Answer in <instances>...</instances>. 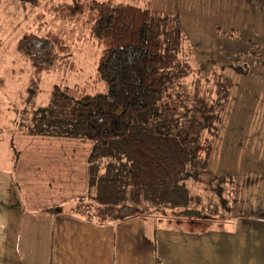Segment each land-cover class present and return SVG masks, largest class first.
Segmentation results:
<instances>
[{"label": "trees", "instance_id": "1", "mask_svg": "<svg viewBox=\"0 0 264 264\" xmlns=\"http://www.w3.org/2000/svg\"><path fill=\"white\" fill-rule=\"evenodd\" d=\"M57 8L71 21L81 17L90 24L100 48L96 79L104 90L56 84L42 104L32 82L26 95L19 93L26 105L15 122L24 135L92 141L87 201L74 214L98 225L133 217H227L236 177L216 172L212 158L232 88L226 69L244 74L245 66L219 63L205 77L196 74L193 49L172 12L111 0H74ZM40 41L31 56L35 79L56 69L60 54L69 51L57 31ZM247 177L243 192L253 188ZM187 210L200 216L184 215Z\"/></svg>", "mask_w": 264, "mask_h": 264}, {"label": "rangeland", "instance_id": "2", "mask_svg": "<svg viewBox=\"0 0 264 264\" xmlns=\"http://www.w3.org/2000/svg\"><path fill=\"white\" fill-rule=\"evenodd\" d=\"M111 1L177 14L193 49L194 71L202 77L215 64L233 62L245 66L244 74L226 69L232 78V88L215 140L216 149L224 143L222 136L230 116L226 117L227 113L234 111L243 97L253 98L257 106H263L262 95L257 92L258 85L264 84V66H259L254 57H261V53L264 57V35L258 44L259 36L264 34V21L255 15L258 7L254 0ZM63 2L72 4L74 0H0V264H49L48 213L62 209L74 214V208L87 201V159L92 141L24 135L15 122L26 105L19 99V93L32 82L36 84V101L42 104L56 84L61 88L86 85L90 93L104 90L103 83L96 79L100 48L91 36L90 24L81 17L71 21L66 10L57 8ZM237 17H247L248 23L238 24ZM48 31H57L69 51L60 54L56 69L42 72L35 79L31 56ZM243 85L244 94L239 92ZM232 170L238 174L235 166ZM246 174L253 188L241 191L244 180L236 178L231 213L224 219L164 218L159 223L186 229L203 224L207 228H231L226 225L236 221L234 213L246 217L250 211L254 213L253 204V209L262 207L264 217L262 173L259 178L255 177L258 173ZM77 213L76 217L86 219ZM235 242L234 238L219 241L227 251L234 249Z\"/></svg>", "mask_w": 264, "mask_h": 264}, {"label": "crops", "instance_id": "3", "mask_svg": "<svg viewBox=\"0 0 264 264\" xmlns=\"http://www.w3.org/2000/svg\"><path fill=\"white\" fill-rule=\"evenodd\" d=\"M254 1L258 7L255 15L264 21V0ZM237 18L238 24L248 23L247 17ZM259 55L254 58L259 66H264L263 54ZM258 86L263 106H257L253 98L243 97L234 111L229 110L222 136L224 143L219 150L215 145L212 158L214 170L219 168L216 172L233 174L237 180L245 178L246 172L258 173L257 178L262 173L264 178V84ZM244 87L239 92L244 94ZM247 181L251 182L249 177ZM251 207L254 213L250 211L246 217L237 211L234 213L236 221L226 225L231 228H207L203 224L189 229L138 217L98 225L59 209L46 217L50 224L49 235L46 234L49 264H156L157 261L159 264H264L262 207L253 209L254 204ZM231 238L236 241L234 249L223 250L219 241Z\"/></svg>", "mask_w": 264, "mask_h": 264}, {"label": "water", "instance_id": "4", "mask_svg": "<svg viewBox=\"0 0 264 264\" xmlns=\"http://www.w3.org/2000/svg\"><path fill=\"white\" fill-rule=\"evenodd\" d=\"M183 213H184V215H188V216L189 215H195L197 217L200 216V213L196 210H187V211H184Z\"/></svg>", "mask_w": 264, "mask_h": 264}]
</instances>
